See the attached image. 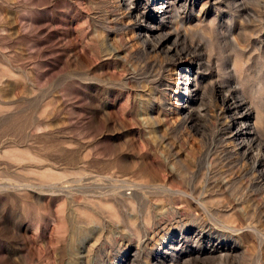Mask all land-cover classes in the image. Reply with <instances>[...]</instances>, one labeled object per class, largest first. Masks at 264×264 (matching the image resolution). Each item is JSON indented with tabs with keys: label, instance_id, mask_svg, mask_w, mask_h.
Here are the masks:
<instances>
[{
	"label": "rangeland",
	"instance_id": "1",
	"mask_svg": "<svg viewBox=\"0 0 264 264\" xmlns=\"http://www.w3.org/2000/svg\"><path fill=\"white\" fill-rule=\"evenodd\" d=\"M0 264H264V0H0Z\"/></svg>",
	"mask_w": 264,
	"mask_h": 264
},
{
	"label": "bare ground",
	"instance_id": "2",
	"mask_svg": "<svg viewBox=\"0 0 264 264\" xmlns=\"http://www.w3.org/2000/svg\"><path fill=\"white\" fill-rule=\"evenodd\" d=\"M242 114V113H241ZM245 115V114H244ZM241 117V116H240ZM246 117V116H245ZM243 118V117H242ZM232 119V118H231ZM245 120V119H244ZM231 123V122H230ZM247 126V125H246ZM246 128V127H245ZM247 134V133H246Z\"/></svg>",
	"mask_w": 264,
	"mask_h": 264
}]
</instances>
